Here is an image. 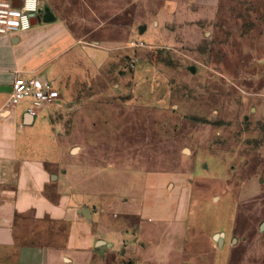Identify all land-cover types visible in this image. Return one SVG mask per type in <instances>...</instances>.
Masks as SVG:
<instances>
[{
  "label": "rangeland",
  "instance_id": "rangeland-1",
  "mask_svg": "<svg viewBox=\"0 0 264 264\" xmlns=\"http://www.w3.org/2000/svg\"><path fill=\"white\" fill-rule=\"evenodd\" d=\"M39 1L110 57L43 110L66 161L28 222L134 227L167 175L190 195L182 261L264 264V0Z\"/></svg>",
  "mask_w": 264,
  "mask_h": 264
},
{
  "label": "crops",
  "instance_id": "crops-1",
  "mask_svg": "<svg viewBox=\"0 0 264 264\" xmlns=\"http://www.w3.org/2000/svg\"><path fill=\"white\" fill-rule=\"evenodd\" d=\"M109 57V49L81 39L58 17L0 37V264H192L181 253L190 195L166 192L167 175L149 176L157 179V190L140 200L134 227L102 224L94 215L59 221L53 231L65 235L61 242L46 233L51 224L28 222L50 207L51 171L65 165L66 150L54 137L51 110L43 112L49 107L36 117L25 104L8 107V89L16 79L47 80L61 95L58 104L73 101Z\"/></svg>",
  "mask_w": 264,
  "mask_h": 264
},
{
  "label": "built area",
  "instance_id": "built-area-1",
  "mask_svg": "<svg viewBox=\"0 0 264 264\" xmlns=\"http://www.w3.org/2000/svg\"><path fill=\"white\" fill-rule=\"evenodd\" d=\"M21 7H16L14 0H0V37H13L29 30L41 8L39 0H22ZM139 47L144 43L139 42ZM7 106L18 107L25 104L27 114L39 115L43 108L61 101L59 91L50 81L34 79L26 81L16 79L11 85Z\"/></svg>",
  "mask_w": 264,
  "mask_h": 264
},
{
  "label": "water",
  "instance_id": "water-1",
  "mask_svg": "<svg viewBox=\"0 0 264 264\" xmlns=\"http://www.w3.org/2000/svg\"><path fill=\"white\" fill-rule=\"evenodd\" d=\"M21 3H22V0H21L20 4H15V6L16 7H21V5H22ZM40 20L43 21V22L48 23V22L55 21L56 17L54 16V14L51 12V10L49 8H40L39 13H38V17L35 18V20L33 21V25L36 24ZM140 32L142 33L143 29H141ZM11 90H12V88L10 87L8 89V91L11 92ZM262 228L264 229V225H263ZM224 237H225V234H223V233L222 234H216V235H214V240L216 242H218V244L220 246H222L223 243H224ZM103 244L104 243L102 241H100L98 243V246H102Z\"/></svg>",
  "mask_w": 264,
  "mask_h": 264
},
{
  "label": "flooded vegetation",
  "instance_id": "flooded-vegetation-1",
  "mask_svg": "<svg viewBox=\"0 0 264 264\" xmlns=\"http://www.w3.org/2000/svg\"><path fill=\"white\" fill-rule=\"evenodd\" d=\"M15 4H20L21 0H14Z\"/></svg>",
  "mask_w": 264,
  "mask_h": 264
}]
</instances>
